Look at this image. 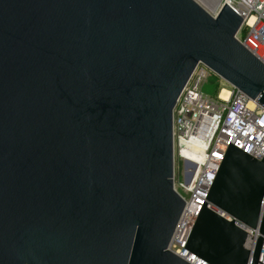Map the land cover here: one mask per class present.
<instances>
[{
    "label": "water",
    "instance_id": "1",
    "mask_svg": "<svg viewBox=\"0 0 264 264\" xmlns=\"http://www.w3.org/2000/svg\"><path fill=\"white\" fill-rule=\"evenodd\" d=\"M241 22L196 0H0V264H191L167 249L173 109L199 63L264 107ZM263 234L264 158L230 144L186 247L257 264Z\"/></svg>",
    "mask_w": 264,
    "mask_h": 264
},
{
    "label": "built area",
    "instance_id": "2",
    "mask_svg": "<svg viewBox=\"0 0 264 264\" xmlns=\"http://www.w3.org/2000/svg\"><path fill=\"white\" fill-rule=\"evenodd\" d=\"M224 4L242 17L235 38L264 64V0H221L213 15ZM210 73L214 72L203 63L195 67L176 100L172 118L173 187L186 206L167 249L191 264H210L186 244L228 145L258 160L264 158V107L234 87L228 89L227 98L220 97V92L216 96L203 93L202 84ZM208 207L232 219L209 203ZM236 224L246 230L245 246L252 248L258 230ZM257 264H264V234Z\"/></svg>",
    "mask_w": 264,
    "mask_h": 264
},
{
    "label": "rangeland",
    "instance_id": "3",
    "mask_svg": "<svg viewBox=\"0 0 264 264\" xmlns=\"http://www.w3.org/2000/svg\"><path fill=\"white\" fill-rule=\"evenodd\" d=\"M196 1H198V3H200V5H202V7H204L207 11H209L211 14H213L214 11H212V9L210 7L208 8V7L204 6V3H201L200 0H196ZM220 2H221V0H216L217 6L219 5ZM214 76H217V75L215 73H210V76H208V78L203 82V84H202V91H203V93H205L207 95H212V88H213V86H212V80H213ZM221 81H222V84H221V87L222 88H227L229 90L232 89V86L230 84H228L227 82H225L222 78H221ZM180 192L185 197H187V194L185 192H183L182 190H180Z\"/></svg>",
    "mask_w": 264,
    "mask_h": 264
},
{
    "label": "bare ground",
    "instance_id": "4",
    "mask_svg": "<svg viewBox=\"0 0 264 264\" xmlns=\"http://www.w3.org/2000/svg\"><path fill=\"white\" fill-rule=\"evenodd\" d=\"M200 1H201V3H204V6H206L208 8L210 7L212 9V11L217 8L216 7L217 6L216 0H200ZM228 94H229V90L227 88H222L220 90V97L227 98Z\"/></svg>",
    "mask_w": 264,
    "mask_h": 264
},
{
    "label": "trees",
    "instance_id": "5",
    "mask_svg": "<svg viewBox=\"0 0 264 264\" xmlns=\"http://www.w3.org/2000/svg\"><path fill=\"white\" fill-rule=\"evenodd\" d=\"M212 95L216 96L220 90H221V79L219 76H214L213 80H212Z\"/></svg>",
    "mask_w": 264,
    "mask_h": 264
}]
</instances>
